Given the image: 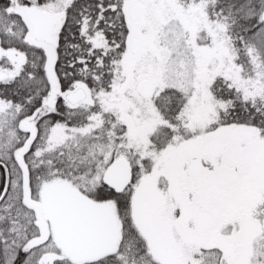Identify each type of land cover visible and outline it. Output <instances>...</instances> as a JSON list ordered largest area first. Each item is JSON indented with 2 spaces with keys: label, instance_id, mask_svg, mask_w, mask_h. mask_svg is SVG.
Here are the masks:
<instances>
[{
  "label": "snow or ice",
  "instance_id": "6c2138e0",
  "mask_svg": "<svg viewBox=\"0 0 264 264\" xmlns=\"http://www.w3.org/2000/svg\"><path fill=\"white\" fill-rule=\"evenodd\" d=\"M0 264H264V0H0Z\"/></svg>",
  "mask_w": 264,
  "mask_h": 264
}]
</instances>
